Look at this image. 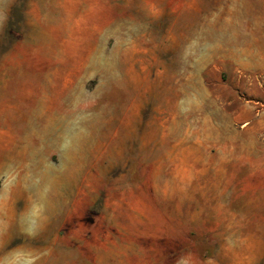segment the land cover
Wrapping results in <instances>:
<instances>
[{
  "label": "rangeland",
  "instance_id": "rangeland-1",
  "mask_svg": "<svg viewBox=\"0 0 264 264\" xmlns=\"http://www.w3.org/2000/svg\"><path fill=\"white\" fill-rule=\"evenodd\" d=\"M262 111L264 0H0V264H264Z\"/></svg>",
  "mask_w": 264,
  "mask_h": 264
},
{
  "label": "crops",
  "instance_id": "crops-1",
  "mask_svg": "<svg viewBox=\"0 0 264 264\" xmlns=\"http://www.w3.org/2000/svg\"><path fill=\"white\" fill-rule=\"evenodd\" d=\"M255 114H256V111H254V115H255ZM260 114L263 115V114H264L263 111H262V113H260ZM261 118H262V122H263L262 131L264 132V115H263ZM251 121H252V120H249V119L246 120V122H248V123H250Z\"/></svg>",
  "mask_w": 264,
  "mask_h": 264
}]
</instances>
